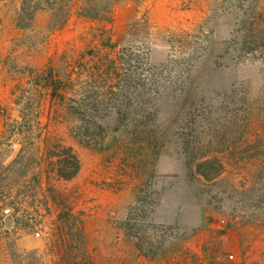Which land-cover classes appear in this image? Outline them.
Here are the masks:
<instances>
[{"label": "rangeland", "instance_id": "rangeland-1", "mask_svg": "<svg viewBox=\"0 0 264 264\" xmlns=\"http://www.w3.org/2000/svg\"><path fill=\"white\" fill-rule=\"evenodd\" d=\"M21 3L45 9L27 29ZM47 69L96 109L80 114L107 117L91 130L106 146L77 139L45 98L41 120L80 169L50 182L40 227L5 218L0 264L75 254L49 238L60 211L92 264H264V0H0L2 149L19 148L4 133L18 85Z\"/></svg>", "mask_w": 264, "mask_h": 264}, {"label": "trees", "instance_id": "trees-1", "mask_svg": "<svg viewBox=\"0 0 264 264\" xmlns=\"http://www.w3.org/2000/svg\"><path fill=\"white\" fill-rule=\"evenodd\" d=\"M44 10L39 5L28 7L27 4L21 3L20 15H24L23 19L25 18L29 25L21 21L16 27L29 28L35 15ZM53 12H61L60 17L57 18ZM48 15L50 17L48 33H51L62 28L68 21L70 7L64 11L52 9ZM18 88L14 106L19 116L5 125L4 133H8V138H15L19 148L14 151L12 145L5 149L0 147V227L4 225L5 218H9L14 223L15 230L40 227L44 216L41 211L49 212V199L56 204L59 197L50 182L71 181L80 169L79 161L72 149L51 136L41 120L45 98L48 96L49 103L56 104L63 110V115L56 117L58 120L67 119L75 122L72 133L77 139L88 145L94 144L98 149L106 145H103V141L98 143L91 130L102 129L107 120V117L98 116L93 112L80 114L79 111L96 109L95 107L93 109L91 102L88 104L87 101L66 99L65 85L57 79L52 69L32 73L27 83H20ZM0 114H5V110L0 109ZM4 153L6 155L3 158L1 156ZM51 224L49 238L54 242L57 240L62 250L63 247L66 249L68 240H75L72 242L76 248L75 254L70 257L62 251L56 264H92L80 250L81 231L76 227V221L69 212L60 211ZM134 246L144 255L153 254L143 251V246L138 243Z\"/></svg>", "mask_w": 264, "mask_h": 264}]
</instances>
